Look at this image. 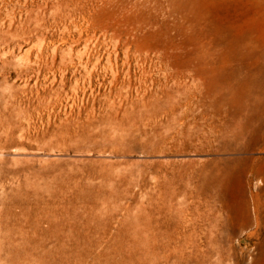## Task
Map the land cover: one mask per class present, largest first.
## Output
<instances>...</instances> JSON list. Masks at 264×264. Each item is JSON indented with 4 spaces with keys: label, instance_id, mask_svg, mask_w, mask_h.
Returning a JSON list of instances; mask_svg holds the SVG:
<instances>
[{
    "label": "rangeland",
    "instance_id": "1",
    "mask_svg": "<svg viewBox=\"0 0 264 264\" xmlns=\"http://www.w3.org/2000/svg\"><path fill=\"white\" fill-rule=\"evenodd\" d=\"M247 69L264 77V0H0V264H250L242 253L263 239L253 224L220 243L221 262L204 257L202 219L203 174L215 162L231 185L222 196L233 216L255 218L256 187L240 175L244 165L228 162L242 154L209 130L237 109L236 101L219 109L227 76L238 87ZM127 79L132 89L119 103L113 93ZM142 85L161 104L168 97L153 118ZM182 92L190 105L175 111L187 109L196 128L188 140L170 118ZM183 200L192 206L181 212Z\"/></svg>",
    "mask_w": 264,
    "mask_h": 264
},
{
    "label": "bare ground",
    "instance_id": "2",
    "mask_svg": "<svg viewBox=\"0 0 264 264\" xmlns=\"http://www.w3.org/2000/svg\"><path fill=\"white\" fill-rule=\"evenodd\" d=\"M199 55V54H197ZM203 55V54H202ZM213 55V54H212ZM146 57V56H144ZM202 57V56H201ZM116 58V57H115ZM243 58V57H242ZM193 59V58H192ZM244 59V58H243ZM145 60V59H143ZM190 60V59H189ZM196 59L194 58L193 61H195ZM141 61V60H140ZM164 61V60H163ZM160 62V61H159ZM190 62V61H189ZM140 65H141V62H139ZM161 63V62H160ZM192 64V62H190ZM196 63V62H194ZM194 65V64H193ZM109 66L111 67V65L109 64ZM190 66V65H189ZM187 65V67H189ZM192 66V65H191ZM214 66V65H213ZM109 67V68H110ZM168 67V66H167ZM186 67V68H187ZM203 67V66H202ZM205 67V66H204ZM112 68V67H111ZM128 68V67H127ZM63 69V68H62ZM107 69V68H106ZM117 69V68H116ZM144 69V68H142ZM194 69V68H192ZM191 69V70H192ZM202 68H200L201 70ZM39 70V69H38ZM49 70V69H48ZM113 69H111L110 71L112 72ZM128 69H126V72H127ZM179 70V69H177ZM176 69L174 71H177ZM187 70V69H186ZM239 71H242L240 69H237ZM145 71V70H144ZM197 71H199V69H197ZM196 71V72H197ZM248 74L244 75L243 77H240L241 78V81H237L239 84H238V87H236L234 84H231V80L235 77V74L232 75H228L227 76V81L225 83L224 86L221 87L220 91H221V94L222 96H227L228 98H225L224 100V103L225 105L222 103L219 105V109L223 110V106H227V107H230L231 106L233 107V103L236 101L238 104H237V109L236 111H230L228 114H226L225 116L222 115V116H217V123H213V119L211 120L212 122H210L209 126H210V131H212L210 133L214 135L215 137V140L217 142H219L220 144L223 145V148L224 150L226 151H233V152H236V153H239V154H242V157L239 158V159H230L228 162H238V163H241L242 165H244V167L242 168V170L240 171V175L242 176V178L244 179L245 183L250 186L252 184L255 185L256 187V192L255 194L253 195V202H254V211H255V218H253L254 220H252L250 218L249 215H242V216H239V215H235L233 216V212L230 210L231 208L229 207V205H227L225 203V201L223 200V196H222V193L225 192V190H228L230 188L231 185L229 184H224L223 180L222 179L224 176H223V168L221 167V165L218 163V162H215L214 164V168L212 170H205L203 175L204 178V181L205 182V186H204V192L203 194H206L205 196L207 197V200H206V204L204 205L205 206V209L206 211H208L206 214H203L202 215V219H204L207 224H208V227H207V231H206V237L209 238L208 239V250H207V253H206V256L204 257H211L213 254H215L218 259L222 262V260L224 258L227 259V253L225 254L224 251H223L221 248V250L219 249L220 246V243H222L223 241H225L227 239V235L230 234V232L235 229V228H238L240 230H243L244 228H247L249 227L250 225H254L256 230L251 234V235H256V237L258 239L262 238V240H260L259 242L256 243L255 247L253 248V252L250 251L251 249H247L248 251H245L242 253L243 256H247L251 259L250 261V264H264L263 263V260H264V155L262 156H254L252 153L255 151V150H260L262 153H264V77L262 76H249V71L250 69H247L245 70ZM117 71H113V73ZM125 72V71H124ZM142 72V71H141ZM170 72V71H169ZM173 72V71H172ZM182 72V70H181ZM189 72V71H188ZM191 72V71H190ZM189 72V73H190ZM195 72V73H196ZM113 73H111L113 75ZM115 73V74H116ZM151 73V72H150ZM178 73V72H177ZM176 73V74H177ZM185 73V72H184ZM113 75L114 78H113V81L111 80V82L113 84H115L116 80L118 79L117 78V75ZM122 74V73H121ZM175 74V76H176ZM191 74V73H190ZM194 74V73H193ZM237 76H240V74H238V72H236ZM128 75V74H127ZM146 75V74H145ZM184 75V74H183ZM112 76V77H113ZM129 76V75H128ZM135 76V75H134ZM174 76V78H175ZM178 76V75H177ZM180 76V75H179ZM178 76V77H179ZM186 76V74H185ZM191 76V75H190ZM175 78V79H178ZM195 77V76H194ZM197 77V75H196ZM200 77V75H199ZM130 78V77H129ZM122 79V78H121ZM123 79H124V76H123ZM146 79V77H145ZM144 79V80H145ZM181 79L183 80V77H181ZM185 79V78H184ZM202 79V78H201ZM201 79H197L199 80V84H200V81ZM208 79V78H207ZM235 79V78H234ZM141 80V79H140ZM167 80V79H166ZM180 81V78L178 79ZM176 80V81H178ZM196 80V79H194ZM196 80V81H197ZM143 80H141L142 82ZM203 81V80H202ZM211 81V80H210ZM62 83V81H60ZM110 82V80H109ZM110 82V83H111ZM144 82V81H143ZM163 82V81H162ZM185 82V81H184ZM77 83V82H76ZM140 83V82H138ZM194 83V81H193ZM123 85L116 89L113 93V96H115L114 98L117 100L119 99L121 103V100H123L125 97H127V93L129 91H131L132 89V83L130 82V79H127V81H125L124 83H122ZM142 84V83H141ZM145 84V83H144ZM148 84V83H147ZM147 84L145 85L147 87ZM164 84V82H163ZM176 84V83H175ZM178 84V83H177ZM180 84V83H179ZM185 84V83H184ZM196 84V83H195ZM151 85V84H150ZM158 85V84H157ZM166 85V84H165ZM189 85V84H188ZM205 85V84H204ZM139 86V84H138ZM178 86V85H176ZM175 86V87H176ZM186 86V85H185ZM195 86V85H193ZM202 86V85H200ZM199 85H197V87H200ZM136 87V85H135ZM146 87H144L143 85L141 87H138V90L141 92L142 95L146 96L148 98V101L147 103L143 104L144 108H150L152 107L154 112H152V118L155 117L158 113L160 114L163 109H164V102L168 100V97H167V100L163 101L162 104H161V100L159 99V97L157 98L156 96L153 97V96H149V93L147 92V89ZM166 87V86H165ZM168 87V86H167ZM166 87V88H167ZM192 87V85H191ZM195 87L194 89L196 90ZM73 88V87H72ZM76 88V86H75ZM74 88V89H75ZM116 88V87H115ZM114 88V89H115ZM159 88H163L162 87H159ZM187 88H190L189 86ZM204 88V87H203ZM73 89V90H74ZM110 89V88H109ZM134 89V88H133ZM156 90V87L154 88ZM158 89V87H157ZM176 89V88H175ZM183 89V88H182ZM186 89V88H185ZM191 89V88H190ZM135 90V89H134ZM155 90L153 92H155ZM172 90V89H171ZM188 90L189 92V89H186ZM186 90H182L184 91L185 94H187L185 91ZM197 90H199V88H197ZM204 90V89H203ZM136 91V90H135ZM161 92V90H159ZM178 91V90H176ZM192 91V90H191ZM238 91H241L242 93H246L248 98H239V99H236L237 97H235L236 93H238ZM111 92V91H110ZM109 92V94H110ZM163 92V91H162ZM193 92V91H192ZM201 92V91H200ZM134 93V92H133ZM183 93V92H182ZM183 93V95H184ZM191 93V92H189ZM188 93V94H189ZM195 93V92H194ZM194 93H191V94H194ZM202 93V92H201ZM131 94V93H130ZM140 94V93H139ZM140 94V96H141ZM156 94H157V91H156ZM155 94V95H156ZM178 94V93H176ZM181 94V93H180ZM180 94H178L180 96ZM197 94V93H196ZM200 94V93H199ZM217 94V93H216ZM220 94V93H219ZM39 95V94H38ZM59 94H56V96H58ZM159 95V94H158ZM161 95V94H160ZM182 95V94H181ZM195 95V94H194ZM207 95V93H206ZM244 95V94H243ZM134 96V95H133ZM136 96V95H135ZM173 96V95H172ZM185 96V95H184ZM184 96L183 99H184ZM230 96V97H229ZM138 97V96H137ZM135 97V98H137ZM40 98H42V102L44 101L43 100V96L40 95ZM109 98V96H108ZM107 98V99H108ZM111 98L112 95H111ZM175 98V97H174ZM172 97V99H174ZM181 98V97H179ZM191 98V97H189ZM110 99V98H109ZM166 99V98H165ZM177 101H174V105H173V110L171 111V115L172 117L170 118H173V120H176L179 121L181 124H182V128L180 129V136L182 134V137L184 139H187L188 140V133L191 132V130L193 129V131H195V129L193 128L194 126L193 125H189L192 123H187L188 125H186V122L185 121V115L186 113V110L180 114L179 110H178V114L176 113L175 109L176 107H187L189 104V100L188 99V96L186 95L185 96V99L182 100V98L180 100H178V96L177 98H175ZM194 99V97H193ZM236 99V100H235ZM45 100H47V103L50 102V98L49 97H45ZM164 100V99H163ZM210 100V99H209ZM40 101V100H39ZM108 101V100H107ZM111 101H113V99H111ZM130 101V100H129ZM143 101V100H142ZM169 102V101H168ZM193 102V101H192ZM192 102H191V105H192ZM199 102V101H197ZM111 103V102H110ZM126 103V102H125ZM131 102H129L130 104ZM143 103V102H142ZM166 103V102H165ZM206 103V102H205ZM114 104V103H113ZM171 104V103H170ZM199 104V103H197ZM109 105V104H108ZM117 105V104H116ZM131 105V104H130ZM168 105V104H167ZM172 105V104H171ZM202 105V103L200 104ZM204 105V104H203ZM46 106V105H45ZM49 106V105H48ZM112 106V104H111ZM170 106V105H169ZM195 106H196V103H195ZM199 106V105H197ZM196 106V107H197ZM114 107V106H113ZM120 107V106H119ZM183 107V108H184ZM193 107V106H192ZM191 107V108H192ZM200 107V106H199ZM202 107V106H201ZM205 107V106H204ZM224 107V108H225ZM226 107V108H227ZM45 108V107H44ZM116 108V107H115ZM190 108V107H189ZM212 107H210L211 109ZM185 109V108H184ZM197 110V108H195ZM200 109V108H199ZM116 110V109H115ZM149 110V109H148ZM152 110V109H150ZM183 110V109H182ZM195 110V114L197 113ZM208 110V109H207ZM212 110V109H211ZM194 111V110H192ZM192 111H188L190 112V114H194V113H191ZM210 111V110H208ZM204 112V110H203ZM149 113V112H148ZM167 113V112H166ZM209 113V112H208ZM207 113V114H208ZM213 113V111H212ZM219 113H222L221 111ZM224 113V112H223ZM189 114V115H190ZM199 114V113H197ZM210 114V113H209ZM225 114V113H224ZM148 115V114H147ZM163 115V114H162ZM177 115V116H175ZM214 115V114H212ZM144 116V115H143ZM150 116V115H149ZM200 118L201 120L204 119L203 121H205L207 115L205 113H201L200 115ZM211 116V115H210ZM215 116V115H214ZM145 117V116H144ZM160 118V116H157ZM189 117V116H188ZM194 116L192 115V118ZM209 117V116H208ZM207 117V118H208ZM213 116H211L212 118ZM191 118V117H190ZM135 119V118H134ZM155 119H158V118H155ZM168 120V119H167ZM172 120V121H173ZM187 120V119H186ZM189 120V119H188ZM105 121V120H104ZM146 121V120H145ZM151 121V120H150ZM155 121V120H154ZM171 121V122H172ZM193 121H195L193 119ZM197 121V120H196ZM202 121V122H203ZM156 122V121H155ZM154 122V123H155ZM189 122V121H188ZM174 123V122H173ZM197 123V122H196ZM143 124V123H142ZM166 124V123H165ZM194 124V123H193ZM200 124V123H199ZM204 124V123H203ZM155 125H157L155 123ZM161 127H162V124L160 123ZM164 125V123H163ZM169 125H170V122H169ZM180 125V124H179ZM178 125V126H179ZM196 125V124H194ZM202 125V124H201ZM167 126V125H166ZM164 125V127H166ZM172 126V125H171ZM193 126V127H192ZM199 126V125H197ZM195 126V127H197ZM203 126V125H202ZM207 126V125H206ZM138 127V126H137ZM160 127V126H159ZM162 127V128H164ZM168 127V126H167ZM170 127V126H169ZM168 127V128H169ZM126 128V127H125ZM178 128V127H176ZM201 128V127H200ZM200 128H197L200 130ZM119 129V128H118ZM175 129V127H174ZM172 128V131L174 130ZM203 129V128H202ZM201 129V130H202ZM168 131V129H167ZM166 131V132H167ZM204 131L203 133H205V130H202ZM122 132V131H121ZM138 132V131H137ZM197 132V130H196ZM200 133V132H199ZM196 134V133H194ZM202 134V132L200 133ZM199 134V135H200ZM207 134V133H206ZM206 134H204L206 136ZM127 135V134H126ZM156 135V134H155ZM165 135V134H164ZM199 135H196L197 137H199ZM203 135V136H204ZM23 136V135H22ZM167 136V135H165ZM175 136V135H174ZM178 136V135H177ZM192 136H195V135H192ZM201 136V135H200ZM202 136V137H203ZM203 137L204 139L207 137ZM121 137V136H120ZM125 137V136H124ZM158 137V136H156ZM176 137V136H175ZM190 137V136H189ZM118 138V137H117ZM162 138V137H161ZM164 138V137H163ZM171 138V137H170ZM203 138H200V140H202ZM211 138V137H210ZM158 140V139H157ZM165 140V139H164ZM206 140V139H205ZM214 140V139H213ZM163 141V140H162ZM168 141V139H167ZM175 141V140H174ZM186 141V140H185ZM191 141V140H190ZM188 141V143L190 142ZM196 141V139H195ZM166 142V141H165ZM182 142V140L180 141ZM200 142V141H199ZM207 142V140H206ZM216 142V143H217ZM162 143V142H161ZM179 143V142H178ZM192 143V141H191ZM194 143V141H193ZM182 144V143H181ZM184 144V143H183ZM187 145V144H186ZM204 145V144H203ZM210 145V144H209ZM205 146V145H204ZM123 147V146H122ZM153 147V146H152ZM195 147V146H194ZM208 147V146H207ZM52 148V147H51ZM202 148V147H201ZM117 149V148H116ZM197 149V148H196ZM122 150V149H121ZM259 151V152H260ZM256 152V151H255ZM162 153V152H161ZM261 153V154H262ZM159 154V153H158ZM112 156V155H111ZM227 156V155H226ZM238 156V155H237ZM228 158V157H227ZM237 158V157H236ZM124 159V158H123ZM111 160V159H110ZM113 160V159H112ZM111 160V161H112ZM127 161V160H126ZM124 162V161H123ZM189 162V161H188ZM133 163V162H132ZM176 163V162H175ZM125 164V163H123ZM201 164V163H200ZM203 164V163H202ZM226 164V163H225ZM233 164V163H232ZM121 165V164H120ZM130 165V164H128ZM179 165V164H178ZM117 166V165H116ZM197 166V165H196ZM204 166V164H203ZM231 167V165H230ZM113 168V167H112ZM180 168V167H179ZM115 169V168H114ZM231 170V169H230ZM229 169L225 170L226 174L229 176L231 175V171ZM128 171V170H127ZM131 171V170H130ZM194 171V170H193ZM45 172V171H44ZM110 172V171H109ZM132 174V173H130ZM225 174V173H224ZM118 175V174H117ZM49 176V175H48ZM188 176V175H187ZM28 179V178H27ZM46 179V178H45ZM61 179V178H60ZM227 181V180H226ZM31 182V181H30ZM59 182V181H58ZM57 183V182H56ZM188 183V182H187ZM36 184V183H35ZM53 184V183H52ZM29 185V184H28ZM201 185V186H202ZM112 186H114L112 184ZM190 186V185H189ZM202 186V187H203ZM47 187V186H46ZM104 187V186H103ZM194 188H201V187H194ZM33 189V188H32ZM53 189V188H52ZM188 189V188H186ZM193 190V188H191ZM31 190V189H30ZM43 190V188H42ZM185 190V189H184ZM39 191V190H38ZM116 191V190H115ZM188 190H186L187 192ZM194 191V190H193ZM203 191V190H201ZM167 192V191H166ZM189 192V191H188ZM192 192V191H191ZM190 192V193H191ZM38 193V192H37ZM36 193V194H37ZM41 193V192H40ZM51 193V192H50ZM172 193V192H171ZM185 193V192H184ZM193 193V192H192ZM191 193V194H192ZM195 193V192H194ZM194 193L192 195H194ZM199 193H200V190H199ZM199 193H196V194H199ZM189 194V193H188ZM35 195V194H34ZM110 195V194H109ZM185 196L187 195L184 194ZM183 195V196H184ZM190 195V194H189ZM192 195H190L192 197ZM37 196V195H36ZM50 196V195H49ZM197 196H200V195H197ZM29 197V196H28ZM43 197V195H42ZM93 197V195H92ZM121 197V196H120ZM180 197V196H179ZM188 198H190L188 195H187ZM34 198V197H33ZM24 199V198H23ZM163 199V198H162ZM27 200V199H25ZM103 200V199H102ZM101 200V201H102ZM170 200V199H169ZM250 200V199H249ZM97 201V200H96ZM110 201V200H109ZM71 202V201H70ZM103 202V201H102ZM160 202V201H159ZM178 202V201H177ZM191 202V201H190ZM188 202L187 200H183L181 202H179V206L181 207H178V208H182V210L178 209V211L180 210L181 212L185 211L184 208H188L189 210V207L191 205V203ZM34 203V202H33ZM36 203V202H35ZM151 203V202H150ZM170 203V202H169ZM250 203V202H249ZM166 204V203H165ZM171 204V203H170ZM169 204V205H170ZM91 206V205H90ZM192 206V205H191ZM151 207V206H150ZM29 208V207H28ZM133 210V209H132ZM163 210V209H162ZM161 210V212H162ZM173 210V209H172ZM104 211V210H103ZM164 211V210H163ZM176 211V210H175ZM177 211V212H178ZM179 211V212H180ZM187 211V210H186ZM222 211H227L228 215L226 217H224V219L222 218L223 216L220 214ZM253 211V210H252ZM97 212V211H96ZM178 212V213H179ZM220 212V213H219ZM75 213V212H74ZM185 213V212H184ZM253 213V212H252ZM161 214V213H160ZM182 214V213H181ZM180 214V216H181ZM42 215V214H41ZM183 215V214H182ZM254 215V214H253ZM25 216V215H23ZM26 217V216H25ZM38 217V216H37ZM162 217V216H161ZM34 218V217H33ZM64 219V218H63ZM142 219V218H140ZM161 219V218H160ZM99 221V220H98ZM97 221V222H98ZM126 221V220H125ZM159 221V220H158ZM192 221V220H191ZM52 222V221H51ZM56 222V221H55ZM74 222V221H73ZM139 222V221H138ZM96 223V222H95ZM145 223V222H144ZM48 225V224H47ZM74 225V223H73ZM55 226V225H54ZM250 228V227H249ZM41 229V228H40ZM160 229V227H159ZM30 230V228H29ZM245 230V229H244ZM27 231V230H26ZM51 231V230H50ZM162 231V230H161ZM35 232V231H34ZM241 232V231H240ZM53 235V234H52ZM20 236V235H19ZM33 236V235H32ZM29 237V236H28ZM68 237V236H67ZM162 237H165V236H162ZM169 237V236H168ZM66 238V237H65ZM63 238V239H65ZM171 238V237H169ZM166 239V238H165ZM167 240V239H166ZM37 241V240H36ZM15 242V241H14ZM91 242V241H90ZM93 243V242H92ZM96 243V242H95ZM172 243V241H171ZM26 244V243H25ZM187 244V243H186ZM223 244V243H222ZM50 245V244H49ZM52 245V244H51ZM183 245V244H182ZM65 247V246H64ZM91 247V246H90ZM49 248V247H48ZM58 248V247H57ZM51 249V248H50ZM233 249V247H232ZM231 249V250H232ZM56 251V250H55ZM59 251V249H58ZM158 251V250H157ZM229 251V250H228ZM254 251L256 253H254ZM29 252V251H28ZM227 252V250L225 251ZM232 252V251H231ZM235 253V252H234ZM22 254V253H21ZM136 254V253H135ZM231 254V253H230ZM233 254V252H232ZM58 256V255H57ZM69 256V255H68ZM214 256V255H213ZM212 256V257H213ZM43 257V256H42ZM59 257V256H58ZM45 258V257H44ZM105 258V257H104ZM217 259V260H218ZM230 259V258H228ZM249 259V260H250ZM75 260V259H74ZM67 262V261H66ZM216 262V261H215ZM217 263V262H216ZM215 263V264H216ZM30 264V263H29ZM53 264V263H52ZM220 264H223V263H220ZM249 264V262H248Z\"/></svg>",
    "mask_w": 264,
    "mask_h": 264
}]
</instances>
